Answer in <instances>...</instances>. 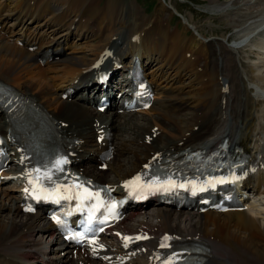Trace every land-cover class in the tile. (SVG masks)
<instances>
[{"label": "bare ground", "instance_id": "6f19581e", "mask_svg": "<svg viewBox=\"0 0 264 264\" xmlns=\"http://www.w3.org/2000/svg\"><path fill=\"white\" fill-rule=\"evenodd\" d=\"M255 1L217 4L222 10L232 6L226 11L235 24L237 38L226 44L221 38L202 41L196 34L185 42L179 28L169 27L167 18L173 10L166 5L152 18L144 19L126 0H115L116 5L110 0L104 5L101 0H0V83L15 88L34 108L56 121V133L72 142L73 165L83 174L116 186L119 193L123 180L157 163L161 154L186 147L211 150L223 138L231 150L241 148L257 166L242 187L250 198L239 195L247 204L246 210L199 213L158 207L151 213L157 217L156 223L146 218L135 225H123L127 233L147 231L152 236L139 242V256L124 263L121 260L126 254L114 247L99 250L98 260L89 252H71L41 214L21 212L19 193H10L18 191L17 185L4 187L0 197V264H153L160 253L159 239L165 233L182 249L192 244L200 247L202 264H264V169L260 167L264 163V48H260L264 38H256L259 51L251 50V38L264 33V18L247 11ZM85 4L84 12L94 19L96 30L82 23L79 12ZM184 24V31H188L190 25ZM72 35L77 43L72 42V52L67 53L64 48ZM93 40L96 42L91 43ZM106 48L118 61L128 56L127 67L133 55L140 57L142 67L147 65L144 75L156 91L152 108L119 113L115 109L98 112L92 106L90 98L96 86L91 66ZM47 49L52 55L59 52V67L39 64ZM113 65L108 58L104 69ZM126 75L122 74L119 83ZM226 85L228 91L223 89ZM194 86L200 93L198 102H212L214 108H194ZM67 88L80 92L73 99H63ZM12 128L9 115L0 109V133L7 135ZM30 130L27 127L26 134L20 129L17 141L37 144L45 133L42 126L33 135H29ZM102 134L107 136L97 142L96 137ZM108 145L113 149L110 174L101 170L98 157ZM17 156L11 155V159ZM35 234L41 238L35 239ZM44 236L50 239L45 242Z\"/></svg>", "mask_w": 264, "mask_h": 264}, {"label": "rangeland", "instance_id": "374dc122", "mask_svg": "<svg viewBox=\"0 0 264 264\" xmlns=\"http://www.w3.org/2000/svg\"><path fill=\"white\" fill-rule=\"evenodd\" d=\"M101 1L103 3L106 2V0H101ZM133 1L134 3L132 1H126V2L127 3L131 2L135 4L136 5L135 7L138 9V11H141V13L144 15H151L152 13H154L156 8H157L156 9V12H157L159 8L165 5L163 1H162V4L164 5H162L159 0H133ZM228 1L230 0H218V1L216 0V2L215 0H213L212 1L213 3H212L211 0H165V3L172 5L176 10L175 12L172 13L171 18L169 19L170 25L172 27L174 26L178 27L179 29L177 30L183 29L182 35L183 36L186 35L184 36L186 37L185 39L189 38L188 40H192L194 34L192 30L184 31L185 28H183L182 19L177 14H181L184 17H186L189 23L194 24L193 26L198 28L199 31L203 35H206L207 37H212V38L227 37V35L231 33L229 35V40H232L234 37H236V35L232 33L234 29L233 26L235 24L233 21H232L233 24L231 23L230 13L228 14L226 9L222 10L223 11L222 12V11H219L217 7H214L219 3L226 4ZM146 2L149 3L150 6L148 9L144 10ZM110 3L111 5H116L115 0H110ZM159 5H162V6H159ZM229 9H230L229 11H231V8ZM247 11L248 12L253 11L252 13L258 16L257 18H264V0H256L254 5L248 8ZM184 27H185V24H184ZM173 29L176 30V28H173ZM234 30L236 32V28ZM212 38H209V39H212ZM69 52H72V51L70 50ZM201 60L203 59L201 58L200 61ZM210 61L212 62V64L214 63L212 60ZM214 70H215V67H214ZM213 78H214V75L210 76V80H213ZM192 94L194 95V99H195L194 108H204L202 106H205L207 108H214L212 105V102L205 103V104L198 102L197 99L200 98L199 97L200 93L198 92V89L195 86H194V90L192 91ZM250 118L251 117L249 116L247 120H250ZM10 193L14 196L18 195L16 193L14 194V191H11ZM33 237L35 236L33 235Z\"/></svg>", "mask_w": 264, "mask_h": 264}, {"label": "snow or ice", "instance_id": "6c2138e0", "mask_svg": "<svg viewBox=\"0 0 264 264\" xmlns=\"http://www.w3.org/2000/svg\"><path fill=\"white\" fill-rule=\"evenodd\" d=\"M66 160H56L54 167L58 170V171H63L61 165L66 163ZM37 171L39 172V169H37ZM44 178L49 180L50 182L52 181V177L48 172L44 173ZM140 181V177H137L135 181L129 182V184L126 185V187H133L134 185H138ZM57 191L59 190L58 188L56 189ZM51 195V193L49 194ZM92 193H87V197L86 198H91L92 197ZM98 195V194H96ZM39 199V197H37ZM48 197H45V199H47ZM113 207H115V205H113ZM31 210V209H29ZM53 219H55L57 221V223H59V219L54 217Z\"/></svg>", "mask_w": 264, "mask_h": 264}]
</instances>
